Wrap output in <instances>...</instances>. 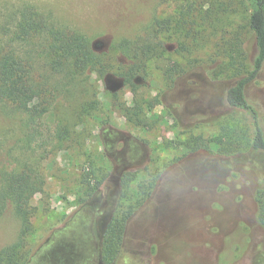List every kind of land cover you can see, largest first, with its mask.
Instances as JSON below:
<instances>
[{"label":"rangeland","instance_id":"rangeland-1","mask_svg":"<svg viewBox=\"0 0 264 264\" xmlns=\"http://www.w3.org/2000/svg\"><path fill=\"white\" fill-rule=\"evenodd\" d=\"M26 6L86 37L104 62L69 99L50 91L30 143L18 117L0 115V170L14 167L21 135V158L45 180L28 242L51 234L28 264H101V235L130 205L113 264H264V153L249 148V115L224 100L254 54L244 1L0 0V41ZM135 49L143 67L130 88L121 73ZM246 98L264 132V64ZM18 229L6 211L0 249Z\"/></svg>","mask_w":264,"mask_h":264},{"label":"trees","instance_id":"trees-1","mask_svg":"<svg viewBox=\"0 0 264 264\" xmlns=\"http://www.w3.org/2000/svg\"><path fill=\"white\" fill-rule=\"evenodd\" d=\"M243 1L248 10L254 54L247 65L234 68L224 100L230 108L249 115L253 125L249 148L253 152L264 153L261 118L246 98L248 85L255 80L264 64V0ZM33 8L23 7L18 15H13L14 27L4 32V39L0 41V115L4 119L18 117L20 133L21 127L30 129L24 133L28 136V143L33 140L36 129L43 124V117L50 112L51 100L56 99V95L65 99L68 96L69 99L73 87H81L85 72H101L104 67L103 58L91 50L86 37L49 22L48 17ZM139 52L133 50L130 58L132 64L121 73L125 85L130 88L133 87L132 76L143 67L139 59L143 55ZM50 91L54 92V98L49 97ZM62 124L63 121L59 120L54 134L57 140L62 139L63 129L67 128ZM17 138L12 146L18 150L14 167L0 170V217L10 211L19 229L16 240L0 249V264H28L51 234L49 232L44 239L37 235L28 242L33 230L31 219L35 213L31 200L36 194L44 193L45 180L41 170L21 158V135ZM192 143L196 148L203 146L199 137H195ZM132 178L125 174L121 184L126 186ZM86 179L82 177L83 183L87 182ZM260 208L256 218L264 229V206ZM132 209L131 205L128 206L120 219H113L101 235V264H113L116 260Z\"/></svg>","mask_w":264,"mask_h":264}]
</instances>
